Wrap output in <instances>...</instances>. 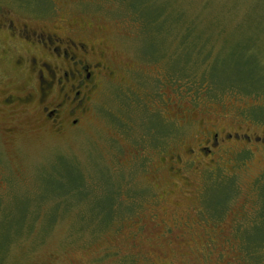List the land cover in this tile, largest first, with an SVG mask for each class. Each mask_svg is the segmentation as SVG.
I'll return each instance as SVG.
<instances>
[{"label":"rangeland","instance_id":"obj_1","mask_svg":"<svg viewBox=\"0 0 264 264\" xmlns=\"http://www.w3.org/2000/svg\"><path fill=\"white\" fill-rule=\"evenodd\" d=\"M5 21L82 39L108 66L64 132L37 101L0 108L8 221L41 208L7 264H237V227L250 223L264 189V143L233 138L205 155L198 144L208 132L264 139V116L253 112L264 95L200 86L210 73L264 84V0H0ZM29 53L0 31V98L36 88L27 66H15ZM154 118L166 129L160 141ZM111 183L136 201L105 226ZM226 198L214 217L210 205L218 211Z\"/></svg>","mask_w":264,"mask_h":264},{"label":"flooded vegetation","instance_id":"obj_2","mask_svg":"<svg viewBox=\"0 0 264 264\" xmlns=\"http://www.w3.org/2000/svg\"><path fill=\"white\" fill-rule=\"evenodd\" d=\"M0 31H6L12 42L20 41L31 51L28 59L18 56L15 66L18 69L27 66L25 68L33 75L36 87L25 92L4 93L0 98V108L15 105L21 108L37 101L56 133L64 132L68 125L76 126L78 119L72 118L84 112L108 66L91 59L92 52L82 39L73 40L70 36L36 30L29 25L16 26L11 21L1 23ZM52 97L54 100L50 101ZM236 135L225 133L221 138L219 133L208 132L198 144L199 153L208 154L233 138H243L250 144L256 141L264 143V139L259 137Z\"/></svg>","mask_w":264,"mask_h":264},{"label":"trees","instance_id":"obj_3","mask_svg":"<svg viewBox=\"0 0 264 264\" xmlns=\"http://www.w3.org/2000/svg\"><path fill=\"white\" fill-rule=\"evenodd\" d=\"M131 2H134V0H131ZM129 9H130V5H129ZM141 18L143 19V17H141ZM143 22H144V20H143ZM151 23L153 24V22H151ZM144 26L149 31L150 29L148 28V26L149 27H156L157 25H148V23L146 24L144 22ZM157 29H158V27H157ZM187 34H192V36H193V28H191V30H189L187 32ZM188 40L189 39H188V35H187L186 38L184 39V41H188ZM185 56H186V58L184 59V61L180 65H177V68L179 70H183V69L185 70V68H186L185 65H187L186 63L189 61L190 56L189 55H185ZM174 66H175V64H174ZM177 68L174 67V69H177ZM203 81H207V82H205L204 84L202 83L200 88L206 87L209 90L211 89L210 90L211 92H214L217 90V94L238 89V91L240 93L242 92V93H245L247 95H250V94L253 96L254 95H256V96L264 95V84L254 86L252 83L253 81L249 82V81L231 80V79L225 80L224 78L217 79L214 75H212V73H210V79L209 80H203ZM209 82L212 83V85ZM187 87L189 88L190 84H188ZM196 90H198V89H196ZM191 101L193 102V100H191ZM254 108H255L253 110V112H255L254 116H261V115L264 116V106H256ZM154 119L156 120V118H154ZM155 120L150 121L151 125L148 127L149 128H151V127L152 128L153 127L158 128V131H157L158 135L155 134V136L157 138V139L155 138V140L160 141V139L162 138L161 136L166 134V129L163 126H162V128L164 130L162 128H160L161 125H160L159 121H157V120L155 121ZM111 185H112V188L109 191L108 196L110 197L109 198L110 207L112 208L113 217L112 216L110 217L109 222L105 226L109 225L113 221L115 214H116L115 212L119 207L122 208V211L124 209V211L127 210V212H130L133 209V204L130 202H127V201H129V200L130 201H136L133 195H132V197L128 196L127 199H124L123 197L121 198V195L128 194L127 192L124 193L125 189H123L122 185L120 188H119V184L111 183ZM113 185H116V189H113V187H114ZM262 186H263V184H262ZM262 186L259 189L260 191H259L257 207H256V209H254L255 211L252 215L250 223L247 224V226H245V227H243V226L237 227V230H236V237H237L236 239H237V242H239L238 246L240 247V249H238V251H237V252H240V257L238 259L237 264H264V189ZM122 189H123V191H121ZM223 190H225V189H223ZM232 194L233 193H228V191H227L228 197H231ZM86 195H87V197H91L90 190H89V192L88 191L86 192ZM65 199H67V198H65ZM225 200L227 201L225 204H223L222 206H221V204H219L220 207H218L219 208L218 211H216L215 207H211V205H210V208L213 211L214 217H216V218L220 217L221 214L228 207V200H230V198H226ZM16 203L17 202L15 200L13 202V205ZM10 209H11V207L9 206V204L6 205V203H5V197L2 194H0V264H7V262H8L7 259L9 258V255H10L9 252L12 249V247L14 246V244H16L18 241H20L24 235H30L32 233V231L34 230L36 221L32 222L31 219H29V218H34L37 216L36 220H38L39 216H40V211H41V208L39 209L38 212H35V213L29 210L26 213V216L24 217L23 222H20V224H16V223H11L8 221V219H10V217L12 216ZM66 209H69V207H66ZM88 225L99 227L97 224L94 225V223H89V222H88Z\"/></svg>","mask_w":264,"mask_h":264}]
</instances>
